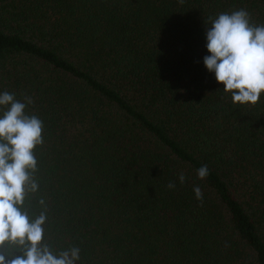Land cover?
I'll list each match as a JSON object with an SVG mask.
<instances>
[{"label": "trees", "instance_id": "trees-1", "mask_svg": "<svg viewBox=\"0 0 264 264\" xmlns=\"http://www.w3.org/2000/svg\"><path fill=\"white\" fill-rule=\"evenodd\" d=\"M240 9L264 25V0H0V93L43 123L23 209L54 254L264 264V94L233 105L203 64Z\"/></svg>", "mask_w": 264, "mask_h": 264}, {"label": "clouds", "instance_id": "clouds-1", "mask_svg": "<svg viewBox=\"0 0 264 264\" xmlns=\"http://www.w3.org/2000/svg\"><path fill=\"white\" fill-rule=\"evenodd\" d=\"M205 39L209 55L203 64L223 85V92L230 94L233 105L258 103L264 94V25L250 23L244 9L221 13L211 20ZM32 102L28 96L21 102L12 93H0V108L5 109L0 115V264H76L79 248L56 255L43 242L46 211L30 219L23 209L25 198L38 189L34 149L43 143L42 121L25 113ZM208 174L207 165L196 171L200 180ZM178 179L183 184L185 175L180 173ZM167 187L176 185L169 182ZM193 191L202 203L200 187L194 186ZM39 203L45 204L43 199Z\"/></svg>", "mask_w": 264, "mask_h": 264}]
</instances>
